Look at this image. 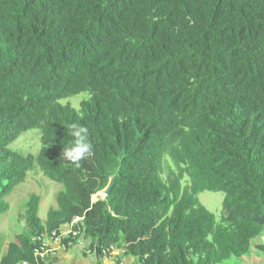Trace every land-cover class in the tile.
<instances>
[{
	"label": "trees",
	"instance_id": "trees-1",
	"mask_svg": "<svg viewBox=\"0 0 264 264\" xmlns=\"http://www.w3.org/2000/svg\"><path fill=\"white\" fill-rule=\"evenodd\" d=\"M78 93V109L60 102ZM74 124L93 146L77 163L61 155ZM29 129L39 150L12 149ZM35 165L62 185L56 207L42 219L29 197L0 264L34 263L81 216L98 254L242 259L264 228V0H0V214ZM203 191L224 194L220 219Z\"/></svg>",
	"mask_w": 264,
	"mask_h": 264
},
{
	"label": "rangeland",
	"instance_id": "rangeland-1",
	"mask_svg": "<svg viewBox=\"0 0 264 264\" xmlns=\"http://www.w3.org/2000/svg\"><path fill=\"white\" fill-rule=\"evenodd\" d=\"M86 98L85 93H78L68 98L61 99L60 102L67 103L69 102L74 108L78 109L80 102ZM12 149L22 152L24 154L33 153L35 154L40 148V131L39 129H29L21 133V135L11 144ZM168 158V157H167ZM170 168H174L170 160L163 161L162 177L165 178L167 172ZM62 188V185L58 182H55L43 174L42 170L38 166H34L31 170L28 171L27 176L23 182H21L15 189L7 196L6 200L9 203V208L7 211H3L0 214V236L3 239L2 253L6 251L7 244L14 240V235L27 227V218H26V201L31 195L39 196V205L36 209V213L40 218H46L47 211L50 207H56V195ZM102 195V192L99 193ZM96 196V195H95ZM95 196L93 197L95 199ZM103 196V195H102ZM200 202L215 216L220 219L222 201L224 194L222 192H212V191H203L198 194ZM71 222H73L72 230L76 229V224L79 221L83 220V217H75ZM64 225L61 226L59 232L64 230ZM58 232V233H59ZM53 233V232H52ZM52 233L50 235H44V242L52 243ZM60 234V233H59ZM77 236V241L79 238L85 240L84 242L76 241L77 243L83 244L87 247L85 250H88L89 247V238L84 234H73L70 232L67 236L61 237V244L71 245L74 242L70 237ZM69 238V241L63 242L62 239ZM264 244V228L261 231L260 235L255 237L251 241V248L249 252L241 258L231 257L230 259L224 261L223 264H264V248L258 247ZM114 246L108 247L101 252L108 253L112 251ZM119 248V247H115ZM122 249V248H119ZM125 254V250H121ZM96 253L95 249V255ZM118 264V263H117ZM120 264V263H119Z\"/></svg>",
	"mask_w": 264,
	"mask_h": 264
},
{
	"label": "crops",
	"instance_id": "crops-1",
	"mask_svg": "<svg viewBox=\"0 0 264 264\" xmlns=\"http://www.w3.org/2000/svg\"><path fill=\"white\" fill-rule=\"evenodd\" d=\"M78 241L84 242L85 240L79 238ZM77 242L64 246H61V243L56 244L55 253L46 256L44 264H139L134 258L123 254L122 249L114 247L108 253L101 252L95 255V250L86 251L87 247Z\"/></svg>",
	"mask_w": 264,
	"mask_h": 264
},
{
	"label": "clouds",
	"instance_id": "clouds-1",
	"mask_svg": "<svg viewBox=\"0 0 264 264\" xmlns=\"http://www.w3.org/2000/svg\"><path fill=\"white\" fill-rule=\"evenodd\" d=\"M72 127V135L75 138L74 144L71 146H65L61 155L65 159L77 163L85 159L86 156L91 153L93 146L90 142V133L87 127L76 124Z\"/></svg>",
	"mask_w": 264,
	"mask_h": 264
},
{
	"label": "built area",
	"instance_id": "built-area-1",
	"mask_svg": "<svg viewBox=\"0 0 264 264\" xmlns=\"http://www.w3.org/2000/svg\"><path fill=\"white\" fill-rule=\"evenodd\" d=\"M77 218H74L73 221H75ZM72 224L73 222H71L70 224H65L64 225V230L60 231L59 233H57L56 231H54L52 233V243H46L44 242V237L42 238V243L35 247L33 250L34 253V263H30L27 261H21L19 264H44V259L46 258V256H48L50 253H55V245L56 244H60L61 243V237L63 236H67L70 232H72L73 234L78 235L79 234V230L75 229L74 231L71 229L72 228ZM39 239V238H38ZM61 246H64L63 244H61Z\"/></svg>",
	"mask_w": 264,
	"mask_h": 264
},
{
	"label": "water",
	"instance_id": "water-1",
	"mask_svg": "<svg viewBox=\"0 0 264 264\" xmlns=\"http://www.w3.org/2000/svg\"><path fill=\"white\" fill-rule=\"evenodd\" d=\"M112 181V180H111ZM111 182L108 184V186L106 187V188H104L101 192H102V195L103 196H106L107 195V193H108V191H109V189H110V187H111Z\"/></svg>",
	"mask_w": 264,
	"mask_h": 264
}]
</instances>
